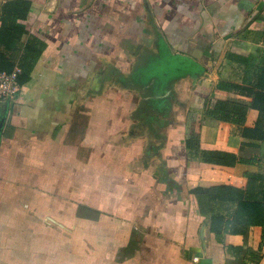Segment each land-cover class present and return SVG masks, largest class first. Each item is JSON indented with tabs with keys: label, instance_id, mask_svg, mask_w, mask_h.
<instances>
[{
	"label": "crops",
	"instance_id": "0c3cea01",
	"mask_svg": "<svg viewBox=\"0 0 264 264\" xmlns=\"http://www.w3.org/2000/svg\"><path fill=\"white\" fill-rule=\"evenodd\" d=\"M27 1L0 44V264H264V213L217 235L237 202L195 192L264 202V0Z\"/></svg>",
	"mask_w": 264,
	"mask_h": 264
},
{
	"label": "trees",
	"instance_id": "16d2710c",
	"mask_svg": "<svg viewBox=\"0 0 264 264\" xmlns=\"http://www.w3.org/2000/svg\"><path fill=\"white\" fill-rule=\"evenodd\" d=\"M29 7V2L27 0H9L1 5V24H0V44L4 46L7 50L10 48V44L13 39H18L20 34L23 32L19 26H16L11 22V16L17 15L18 17H23L27 12ZM0 69H6L5 58L3 56L2 50H0ZM18 78V77H17ZM258 98H262V105L257 104L260 109L264 108V93L257 92L253 97L252 104L254 105ZM212 115L221 113V117L226 118L230 115V111L227 110L225 102H216L214 107L208 111ZM188 143V142H187ZM207 161L216 164L232 165L234 161V156L228 152H216L210 151ZM197 194L203 195L204 200L208 201H236L237 211L236 218L239 225L234 224L232 221H224L222 216L217 213L211 214L209 228L219 235L222 230L229 228L230 230L241 229L243 233L245 229L250 225L251 222L258 220L261 213H264V202L263 200H258L257 198L251 199L245 196L239 188H235L232 185H218L211 190L210 188L198 189ZM264 216V215H263Z\"/></svg>",
	"mask_w": 264,
	"mask_h": 264
},
{
	"label": "built area",
	"instance_id": "2783aa9c",
	"mask_svg": "<svg viewBox=\"0 0 264 264\" xmlns=\"http://www.w3.org/2000/svg\"><path fill=\"white\" fill-rule=\"evenodd\" d=\"M20 68L14 66L12 70L0 69V99L11 100L19 89L18 74Z\"/></svg>",
	"mask_w": 264,
	"mask_h": 264
},
{
	"label": "water",
	"instance_id": "95a60500",
	"mask_svg": "<svg viewBox=\"0 0 264 264\" xmlns=\"http://www.w3.org/2000/svg\"><path fill=\"white\" fill-rule=\"evenodd\" d=\"M3 119V118H2ZM0 125H1V121H0Z\"/></svg>",
	"mask_w": 264,
	"mask_h": 264
}]
</instances>
